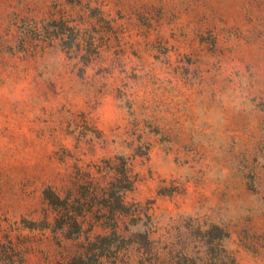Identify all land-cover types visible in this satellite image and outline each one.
Here are the masks:
<instances>
[{
  "label": "rangeland",
  "instance_id": "rangeland-1",
  "mask_svg": "<svg viewBox=\"0 0 264 264\" xmlns=\"http://www.w3.org/2000/svg\"><path fill=\"white\" fill-rule=\"evenodd\" d=\"M173 249L264 264V0H0V264Z\"/></svg>",
  "mask_w": 264,
  "mask_h": 264
},
{
  "label": "trees",
  "instance_id": "trees-1",
  "mask_svg": "<svg viewBox=\"0 0 264 264\" xmlns=\"http://www.w3.org/2000/svg\"><path fill=\"white\" fill-rule=\"evenodd\" d=\"M208 235L210 236L209 238H210L211 241H213V240H215L217 238V235H212V233H208ZM218 238H222V236H220ZM211 241H207V242L208 243H211ZM149 252H150V250L147 248V253H149ZM179 254L183 258L180 259V261L176 262V259L178 258ZM189 254L190 253H188L187 251H185V249H183L182 252H181V250L180 251L178 250V256L175 257L174 249H173L172 251H170L169 253H167V256H165L164 259H162L161 257H158V259H155L154 261H152L151 264H189V261H191V259L188 258ZM198 254H200V253H198ZM183 259H184V262H182ZM204 260L205 259L203 257H200V256L199 257H195L193 259L192 264H207V262L204 261Z\"/></svg>",
  "mask_w": 264,
  "mask_h": 264
}]
</instances>
